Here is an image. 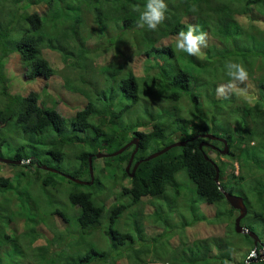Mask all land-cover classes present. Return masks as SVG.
Here are the masks:
<instances>
[{
    "label": "trees",
    "instance_id": "obj_1",
    "mask_svg": "<svg viewBox=\"0 0 264 264\" xmlns=\"http://www.w3.org/2000/svg\"><path fill=\"white\" fill-rule=\"evenodd\" d=\"M164 2L168 6L166 19L152 31L146 25L137 26L147 0H1L0 61L17 54L25 65L27 80H48L56 73L43 57L46 48L58 53L70 75H76L86 51L92 50L86 48L91 46L80 31L86 23L81 19L88 15H93L88 35L98 37L92 46L96 57L107 37L105 47L112 51L121 42L127 46L123 47L125 54L142 55L144 72L136 77L130 70L123 71L115 59L102 64L103 69L98 66L95 72L106 79L105 86L70 119L61 116L53 99L44 93L12 95L0 76V149L9 147L13 160H28L15 165L17 172L12 177L0 176V264H229L238 261L237 256L242 259L235 264H264V258L258 257L264 250V0H181V6L176 0ZM25 4L41 14L23 9ZM15 18L23 25L16 23L15 27ZM189 25L207 33V47L198 56L175 46L178 33L187 31ZM164 40L168 42L164 44ZM120 51L125 49L114 51L115 55ZM229 62L245 66L247 80L235 82L245 94L226 89L218 95L217 89L231 81L226 67ZM91 78L89 71L83 79L77 76L82 84L77 87L66 75L63 84L84 96V85H89L86 80ZM120 96L128 103L107 106ZM46 101L52 106L47 107ZM137 103L143 109L134 112L139 118L148 115L151 121L145 125L151 127L146 132L131 120L122 121L123 112ZM13 132L19 137L12 142L8 135ZM203 133L227 141L228 154L222 156L223 161L219 153L222 143L202 139ZM135 136L140 142L133 163L144 159L150 149L156 152L176 141L187 143L142 162L131 178L124 165L132 148L94 164L96 152H115ZM201 142L209 145L199 149ZM41 145L47 147L46 154L56 162V170L81 181L90 180L88 157L92 156L94 182L80 185L56 173L37 174L34 184L66 195L75 213L41 209L38 197L30 203L26 194L19 206L26 207V220L21 214L17 220L5 218L2 211L17 202L18 185L13 184L26 177L27 169L42 171L36 164L50 166V161L40 159ZM205 155L218 168V182L215 166ZM116 175L121 176V184L112 186L120 189L114 200L108 204L106 198L94 199L89 190L101 185L102 178L115 179ZM183 176L185 186L178 184ZM219 188L243 197L247 214L240 224L257 235L256 244L247 234L236 233L238 212L228 205ZM147 197L156 200L147 221L162 229L153 237L145 235L142 209H138ZM184 204L189 215L178 209ZM202 205L216 206L215 214L204 215ZM38 210L45 218L35 215ZM56 217L63 225L53 221ZM198 222L207 236L190 240L185 228ZM40 226L46 227L48 235L41 233ZM39 239L44 244L37 245ZM26 245L29 252L25 254L21 249ZM254 250L257 256L250 259Z\"/></svg>",
    "mask_w": 264,
    "mask_h": 264
},
{
    "label": "rangeland",
    "instance_id": "obj_2",
    "mask_svg": "<svg viewBox=\"0 0 264 264\" xmlns=\"http://www.w3.org/2000/svg\"><path fill=\"white\" fill-rule=\"evenodd\" d=\"M25 3V0H22ZM178 1L177 3L181 5H183V3H181V0H176ZM1 2V0H0ZM23 9H29L31 10V12H38L39 14H41V11L38 10L37 8L33 7V6H27L26 4L23 6ZM3 11V8H1V12ZM181 12H184L183 8H181L180 10ZM186 15H183L182 17H185ZM189 16V15H188ZM90 19H93V15H88L87 19L86 16H84L81 19V23L84 22L86 20V23L84 24V26L81 28V32L84 36V38L87 39V46H91L88 48H92V50H88L87 52V57L81 62L80 66L78 67L79 69L74 71L76 75H70L69 73V68L67 71L66 66L64 65L61 56L58 53H54L51 52L49 49H43L42 50V54L43 57L48 61L49 65L54 69V71L56 72L54 74V76H52L50 79L48 80H44V79H38L36 81H30L27 80L26 78L23 77V73L25 70V65L20 61L19 56L17 54H11L9 55L6 60H1L0 61V76L2 78V84L5 85L7 87V90L9 89V92L12 93V95H26L28 92L30 91H34L39 93L40 95H42V93H44V97L46 98H50L53 99L52 104L54 106V108L57 110L58 113H60L61 116H63L66 119H70L72 117H74L75 113L82 109L86 103L88 102L89 98H96V92L105 86V81L106 79H104V77H102V74L99 75L97 72H95V70L98 68V66L102 65V64H107L110 63L111 61H113L115 59V62L118 61L117 64L122 65V70L125 71L126 70H130L136 77H141L143 75L144 72V57L141 56H137L134 54H125L126 52V48L123 47H127L124 46V44H122L121 42H119V47L116 48L114 47V51H119L122 49H125L124 52H119L117 53L119 56H116L114 51H112V49H109L110 47H105L109 44V39L106 37L105 38V42L103 43L104 47H100V52H99V57H96L95 52L93 51L92 47L96 42H97V36H89L91 34L88 35L89 32V26L91 25ZM65 23H67V20H64ZM188 21H192V19H188ZM16 23L19 26H22L23 24L21 22H19V20L17 18H15V27H16ZM52 24V23H51ZM57 24V23H55ZM54 28V26H53ZM98 30H102V28L100 26H98ZM131 38V37H130ZM168 41L164 40L163 43L166 44ZM162 43V42H161ZM71 50H75V47H72ZM108 51V52H107ZM122 60H125L128 64L125 65ZM90 61V62H88ZM104 65L100 66V69H103ZM89 71L92 74V78L90 80H86V82H89V85H84V90L87 91L86 95H81L80 92H71L69 91V89H66L65 84H63V77L68 75V77L71 79L70 82L73 86H81L82 84L79 83V81L77 80V76H81L82 79L84 78L85 73ZM111 73V71L107 72V80H108V84L112 83V79L110 78L109 74ZM1 88V85H0ZM104 101L108 102V99H103ZM128 99L127 98H123L122 96H120V98L118 100L115 101H109V104L107 106H112V107H118V106H124L125 104L128 103ZM46 106L47 107H51V103H49V101H46ZM134 108V109H133ZM139 108L143 109V106L141 103H137L134 107L130 108L128 111L123 112V117H122V121L123 122H128L129 120H131L132 124H138L141 128L142 132H146L148 131L151 127L150 125L145 126L147 124H149L151 121H148V115L147 116H143L142 118L138 117V114L136 113L137 110ZM136 111V112H134ZM147 119V121H144V119ZM145 126V127H144ZM1 130H4L1 129ZM18 132V131H17ZM17 132H13L10 135H8L9 139L12 142L13 141H17L18 140V133ZM4 133V132H3ZM210 134V133H209ZM177 140L176 138L173 140L175 141ZM14 146V145H13ZM46 146H40L39 147V152L41 154L40 159L41 160H48L50 161V158L47 156L46 154ZM84 148H88V146H84ZM25 151V150H24ZM154 152V151H153ZM150 150H148L146 152V156L150 155L153 153ZM98 153H102V154H108L110 153L109 150H102L101 152H96V154ZM94 154V155H96ZM209 154L211 155L212 159H214L215 161H217V156L212 153L211 151H209ZM14 153L13 151L11 152V150H9V147H4L2 149H0V158H5V159H14ZM34 158V156H31ZM113 158V157H111ZM222 161L224 160L221 156ZM104 163L103 161H101V159L95 158L94 164H102ZM52 164V165H51ZM56 162L51 160L50 161V168L52 169H56L54 168ZM235 166V165H234ZM15 165H9V164H2L0 163V176H9L12 177L13 175H15V173L17 172V169ZM125 168V165H124ZM26 177L21 179L20 183H16L13 184L14 186L18 185V191L15 194V199H16V203L13 206H7V209H4L3 215H5V218H12L17 220L18 218L20 219L21 216H19L20 214L23 216H25V212H26V207H23L22 209L19 207L22 204H24V197L27 198V195H29V199H30V203H35L34 201L35 196L38 197V201L41 204V206H43L41 209H45V210H49L48 207L50 208H57L59 210H63L66 209L67 211L69 210V212L75 213L73 211V209L70 207L69 202L66 198V195H64L63 193H57L54 190H52L51 188H44L41 183L38 184H34V178L37 174H39L40 176L43 175H47L46 171H38L35 167L27 169L26 171ZM184 175V174H183ZM101 176V175H99ZM185 183H187L186 178L183 176L181 178H178V184L181 186H185ZM121 184V176L120 175H116L115 179H109L107 180L106 178H102V183L101 185H97L95 186L93 189L89 190L90 192H92L93 194V198L94 199H98V201H102V198H106V201L108 202V204L111 203L112 200H114V198L116 197V195L120 192L119 187L115 190L112 189V186L115 185H119ZM253 184V183H252ZM64 186L69 189V190H73L74 186L69 187L67 184H64ZM111 187V188H110ZM62 191V190H61ZM27 194V195H26ZM144 205H141V207H139L138 209H142V218L144 217V221H143V225H144V233L147 237H153L156 236L158 234L161 233L162 229H158L156 226L151 225L148 221L146 216H148L149 214L152 213V208H153V203H156V200L153 198H144ZM151 202V203H150ZM2 201H0V206L2 205ZM6 208V207H5ZM9 208V209H8ZM180 211H182L185 215H189V213L186 211L187 207L184 204L182 207L178 208ZM216 206H206V205H202V212L204 213V215H213L215 214V210ZM39 215L42 218L44 217V213L42 212V210H38L35 215ZM23 216V217H24ZM146 218V219H145ZM23 219V218H21ZM50 218L46 217V220H49ZM53 219V218H52ZM51 219V220H52ZM23 220H26L25 217ZM53 221L58 225L61 226L63 225L62 221L60 218H54ZM13 222H15L13 220ZM121 223L125 222V217L121 218L120 220ZM23 226V225H20ZM20 226L17 228L18 232H21ZM25 228H27L28 226L25 224L24 225ZM41 230V233L43 235H48V230L46 229V227L44 226H40L39 227ZM186 232L188 233V237L190 240H194V239H202L204 237L207 236V234L205 233L206 230L203 228V225L201 222H198L197 224L193 225L192 227L190 226H186ZM7 234L12 235L11 232L7 231ZM172 244H175V239L171 240ZM37 245H42L44 244V240L39 239L36 242ZM21 251H24V253H28L29 252V248H27V245L23 247V249H21ZM259 258H264V251L259 252ZM239 259H242V256H237V260L234 263H229V264H235L239 262ZM251 259V258H250Z\"/></svg>",
    "mask_w": 264,
    "mask_h": 264
},
{
    "label": "water",
    "instance_id": "obj_3",
    "mask_svg": "<svg viewBox=\"0 0 264 264\" xmlns=\"http://www.w3.org/2000/svg\"><path fill=\"white\" fill-rule=\"evenodd\" d=\"M202 139H207L210 141H218L220 143H222L223 148L221 150H219L220 155L225 156L228 154V146H227V141L224 138L221 137H217L214 136L212 134L209 133H203L201 135ZM187 143V141L184 142H180V141H176L173 142L167 146H165L164 148L148 155L147 157H145L142 160H139L137 162L134 163L131 172H130V167L132 165L133 162V158L135 153L138 150V145H139V138L137 136H135L132 140H130L127 144H125L123 147H121L120 149H118L115 152L109 153V154H102V153H98L95 155V158H106V157H116L120 154H122L124 151H126L129 147L134 146V150L130 155L129 161L125 167V172L128 174V176L131 178L134 176V173L137 169V167L142 163V162H148L152 159H155L163 154H165L166 152H168L169 150H171L172 148H176V147H183L185 146V144ZM203 145H209V143H205V142H201L199 145V149H201V147ZM92 156L88 157V169H89V175H90V181H81L78 179H74L71 176L67 175V174H63L60 171L56 170V169H52L50 167H47L46 165H39L38 167L44 171H48L51 173H56L59 175H62L64 178L69 179L71 181H73L74 183L80 184V185H92L93 181H94V176H93V169H92ZM205 159L210 161L216 169V176H215V181L218 182V168L216 166V164L211 161L206 155H205ZM0 162L4 163V164H11V165H20L23 163H26V161H22V160H11V159H5V158H0ZM220 191L223 193L225 200L227 201L228 205L234 209L235 211L238 212L237 217L235 218V223H234V228L236 233L238 234H247L249 237L253 238L254 243L256 244V242L259 240L257 235H255L252 231H250L249 229L243 227L240 222L241 220L246 216L247 214V208L244 202L243 197L241 196H237V195H233L231 193H227V192H223L222 188H219Z\"/></svg>",
    "mask_w": 264,
    "mask_h": 264
},
{
    "label": "clouds",
    "instance_id": "obj_4",
    "mask_svg": "<svg viewBox=\"0 0 264 264\" xmlns=\"http://www.w3.org/2000/svg\"><path fill=\"white\" fill-rule=\"evenodd\" d=\"M167 7L168 6L164 2V0H147L146 6H145V10L140 14L139 20L137 22V26L139 28H144L145 25H146L147 28L152 30V31L157 30L158 25L163 23L164 20L166 19L165 13L167 11ZM175 46H176V48L178 50L183 51V52L187 53L190 56H198V55L202 54L201 53V49L207 47V33L201 31L196 26L189 25L187 31H180L178 33V36L176 38V45ZM86 48H88V47H86ZM89 49H92V48H89ZM73 55H74V53H73ZM226 67L228 69V75L231 78V81L226 86H221V87H219L217 89L218 95L224 94L226 89L229 92L235 89L238 93L245 94L244 90L243 89H239L237 87V84L235 83L236 81L243 82V81L247 80L248 72L246 71L245 66L243 64H240V63H231V62H229L226 65ZM24 72H25V70H24ZM23 77H24V73H23ZM133 138L134 137H132V139ZM139 142H140V140H139ZM131 147L134 150V146H131ZM131 147H129V148H131ZM138 147H139V145H138ZM164 147L165 146H163L162 148H164ZM26 163H28V160L26 161ZM2 164H4V163H2ZM9 165H11V164H9ZM41 165H43V164H41ZM133 165H134V163L132 162V165L130 167V172H131V169H132ZM35 166L38 167L39 164H36ZM235 168L237 170V166L236 165H235ZM40 170H42V169H40ZM42 171H44V170H42ZM235 173H237V171ZM223 192H225V191L223 190ZM143 199L144 198H142V200ZM262 251H264V250H262ZM255 256H257V254H256V252L254 250L253 253L249 255V258H253Z\"/></svg>",
    "mask_w": 264,
    "mask_h": 264
},
{
    "label": "flooded vegetation",
    "instance_id": "obj_5",
    "mask_svg": "<svg viewBox=\"0 0 264 264\" xmlns=\"http://www.w3.org/2000/svg\"><path fill=\"white\" fill-rule=\"evenodd\" d=\"M132 148V147H131ZM132 150H133V148H132ZM133 161H135L134 159H133Z\"/></svg>",
    "mask_w": 264,
    "mask_h": 264
}]
</instances>
